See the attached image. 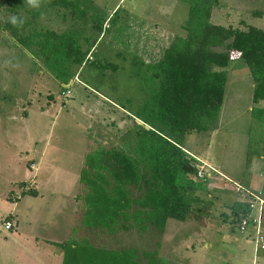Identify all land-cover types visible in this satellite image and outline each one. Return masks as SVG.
I'll return each mask as SVG.
<instances>
[{"label":"rangeland","instance_id":"374dc122","mask_svg":"<svg viewBox=\"0 0 264 264\" xmlns=\"http://www.w3.org/2000/svg\"><path fill=\"white\" fill-rule=\"evenodd\" d=\"M218 1L215 23L243 27L244 22L264 30V0ZM37 2L21 11L25 19L34 17L37 29L77 31L84 49L89 47L87 38L96 44L91 50L96 63L105 59L119 67L101 74L83 65L74 69L76 76L63 89L2 29L12 15L0 0V264H62L61 249L56 255L59 247L50 241L66 239L79 221L81 201L76 204L75 196L81 192L79 173L85 155L98 143L118 146L121 133L132 123L123 112L134 113L144 97L131 58L155 43L157 31L149 20L173 25L187 16L183 0H81L88 14L84 21L72 20L64 9H50L44 0ZM34 8L37 16L30 12ZM96 11L105 13L100 35L92 30ZM106 24L109 28L104 29ZM222 69L227 82L218 129L188 135L183 147L199 159L217 163L231 179L259 190L262 179L256 180L255 171L261 168L259 176L264 178L263 163L256 165L262 159L255 156L246 166L254 125L252 77L241 58ZM260 105L264 107V101ZM258 139L255 134L252 151H259ZM257 195L264 198V192ZM238 198L226 184L225 190L212 191L205 202L207 212L195 210L186 221L168 219L163 233L130 230L103 241L117 248H137L142 263V252L158 245V255L167 264H252L254 258L256 264H264V251L255 255L254 242L248 243L246 232L233 222L230 205ZM6 221L12 223L11 229H5Z\"/></svg>","mask_w":264,"mask_h":264},{"label":"trees","instance_id":"16d2710c","mask_svg":"<svg viewBox=\"0 0 264 264\" xmlns=\"http://www.w3.org/2000/svg\"><path fill=\"white\" fill-rule=\"evenodd\" d=\"M44 1L50 9L67 11L72 20L87 18L81 0ZM183 1L187 5V16L180 25L183 33L131 58L144 97L134 113L123 112L132 123L121 133L120 144L106 148L98 143L85 155L79 173L81 192L75 196L76 204L81 201L79 221L66 239L50 241L61 249L62 264H167L158 255V245L142 252V263L137 248H117L103 240L130 230L142 233L151 228L163 233L168 219L192 217L201 200L197 192L205 190L212 171L204 168L207 173L199 178L197 171L205 162L183 143L194 132L211 133L218 128L227 82L222 68L235 58L244 61L253 81L250 116L254 125L249 132L246 166L253 157H264V107L260 105L264 101V30L244 22L243 27L215 23L218 0ZM5 4L12 18L2 29L39 60L63 89L76 76L74 69L83 65L101 74L119 67L105 59L98 63L95 58L87 60L95 44L87 38L89 47L84 49L77 31L37 29L34 17L25 19L21 14L25 6L33 7L28 0H5ZM30 12L39 14L36 8ZM104 18L105 13L97 11L91 17L92 30L98 35ZM255 134L258 152L251 149ZM230 208L238 227L250 212L249 204L237 199Z\"/></svg>","mask_w":264,"mask_h":264},{"label":"crops","instance_id":"0c3cea01","mask_svg":"<svg viewBox=\"0 0 264 264\" xmlns=\"http://www.w3.org/2000/svg\"><path fill=\"white\" fill-rule=\"evenodd\" d=\"M131 1H135V0H131ZM117 6L118 5H116V7ZM162 15H165V14H162ZM183 20H184V18H182L179 21H177L176 23H174V24H176L175 26H173L174 24L173 25H169L167 23H160V22L150 21L149 20V22H148L149 25H152L154 27V29L157 31V35H156V39H155V43L154 44L166 43L167 41L170 40V38L174 34L183 33V31L180 29V25H181ZM224 26H226V25H224ZM147 39H149V37H147ZM154 44H152L149 47H152ZM147 48L148 47H144V49H147ZM223 102H224V100H223ZM222 106H223V104H222ZM221 109H222V107H221ZM219 119H220V115H219ZM191 154H193V153H191ZM258 159H262V160L256 162V165H257V167L258 166L261 167L262 163L264 165V162H263L264 157L260 156V157H258ZM255 160H257V159H255ZM203 161L205 163L213 166L217 170V172L216 173L212 172L211 174H208L207 177H209L210 179L207 180L205 190L197 192L199 197H200V199H201L200 202L196 204V208L198 210L197 213H201V211L207 212L208 211L207 209L209 208V206L207 204H205V202L206 201H210L209 198L212 197V191H214L215 189L225 190V185L226 184H231V186L233 187V193H235L237 196H240V198H238V199H242V200H244L246 202H248V200H249V195H248L249 193L256 194V195L258 193V194H262L263 195V192H264V178L262 176L261 177L259 176L261 174V171H262L261 168H258L255 171V177L257 178V179L255 178V179L256 180L262 179V180L259 181L260 184H262L260 186L261 189L258 190V189L255 188V185L253 186L254 189H252V188L247 187L245 184H242L241 182H238L237 180L231 179L227 174H225L223 171H221L219 169V167H217V163H213V162L207 161L205 159H203ZM252 161H253V159H252ZM252 161H251V163H252ZM235 184H239L242 187V189L240 191H236ZM200 208H201V210H200ZM261 222H262L261 223L262 224V229H263V232H264V210L262 212V220H261ZM246 234H247L246 235V241L248 243H251L252 239H253L252 236L254 237V229H253L252 226L247 228Z\"/></svg>","mask_w":264,"mask_h":264},{"label":"built area","instance_id":"2783aa9c","mask_svg":"<svg viewBox=\"0 0 264 264\" xmlns=\"http://www.w3.org/2000/svg\"><path fill=\"white\" fill-rule=\"evenodd\" d=\"M109 28V25L106 24L105 28ZM87 60H92L91 53H89L86 57ZM69 91L67 93H64V95H68ZM204 168H208L212 172H217V170L211 166H209L206 163H203L202 166L199 167L197 171V176L199 178H203L206 174ZM236 191H240L242 187L239 184H235ZM249 200L248 204L250 207V212L245 214L239 221L238 229L240 232H247V228L252 226L254 229V237L252 239V242H254V250L255 255L258 254L260 251H264V232L262 229V212L264 210V199L256 194L249 193ZM5 229H10L12 227V223L6 221L4 223ZM252 264H256L255 258L252 261Z\"/></svg>","mask_w":264,"mask_h":264},{"label":"clouds","instance_id":"9594fccd","mask_svg":"<svg viewBox=\"0 0 264 264\" xmlns=\"http://www.w3.org/2000/svg\"><path fill=\"white\" fill-rule=\"evenodd\" d=\"M28 3H29L30 5L36 6V0H28ZM12 23H13V24H15V23H16V21H15V19H14V18H13V21H12Z\"/></svg>","mask_w":264,"mask_h":264},{"label":"water","instance_id":"95a60500","mask_svg":"<svg viewBox=\"0 0 264 264\" xmlns=\"http://www.w3.org/2000/svg\"><path fill=\"white\" fill-rule=\"evenodd\" d=\"M137 122H138L139 124H142V122L139 121V120H137ZM145 127H146L147 129L149 128L147 125H145ZM59 252H60V248H57L56 255H57Z\"/></svg>","mask_w":264,"mask_h":264}]
</instances>
